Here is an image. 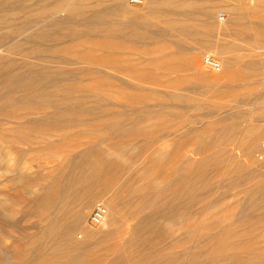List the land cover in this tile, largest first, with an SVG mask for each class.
<instances>
[{
  "label": "rangeland",
  "instance_id": "rangeland-1",
  "mask_svg": "<svg viewBox=\"0 0 264 264\" xmlns=\"http://www.w3.org/2000/svg\"><path fill=\"white\" fill-rule=\"evenodd\" d=\"M18 1L17 5L23 7V10L16 14L19 19L15 24L9 22L5 29L11 31L18 27L21 30L17 33L11 32L7 41L5 39L2 44L7 47V44L11 43L10 40L20 41L24 49H20V54L14 57L6 56L7 59L4 57L0 60V264H30L37 257L39 248L54 250L52 245L56 241H48L46 237V240L38 239L42 231H47L50 227V222L62 203V197H59V200H50L48 195L51 191L52 194L60 192L63 180L71 181L77 166L83 162H89L91 168L99 169L114 161L118 167V172L113 175L115 186L111 195L94 197L86 219L91 230L117 232L125 229L131 220L128 218V222H125L120 218L123 214L126 215L128 210L130 214H137V209L131 204L135 199L137 204H133L141 211L140 213L137 210L139 216L150 217V230H158L153 233L151 231V234L147 232L148 236L146 233L141 234L146 236L145 238L150 237V240L152 238L153 243L149 241L148 244L154 245L155 249L162 248L163 252L174 251L181 256L186 255L185 250L177 247L176 243L182 237V231L174 229V221L166 218L169 215L162 211V201L158 195L162 190L171 187L170 183L175 177L185 172L182 162L184 157L173 153L175 140L183 138L189 144L186 152L194 155L193 160L197 158L193 172L198 173L199 170L195 167L199 158L211 155L220 148L214 146L218 131L210 126L212 117L231 116L240 126L253 123L264 125V15L259 14L264 13V0H199L202 4L213 6V19L222 28L221 34L214 32L213 36L211 35L212 44L209 47L203 44L202 54H198L200 71L207 74L225 73L224 66L222 71L217 72L203 64V57L212 55L224 65V57L213 47L219 42L234 43L235 46L224 55L234 59L236 71L250 70L240 71L243 75L250 73L247 80L235 81L226 75L219 85L211 87L200 83L194 68L183 63L186 56H195L192 52L194 44L200 45L188 36L179 41L178 38H172L174 42L176 40L175 44L178 43L177 46L169 43L144 45L120 37L124 34L122 27L129 20L151 10L148 0H127L126 11L121 6V0H79L80 9L71 15L72 19L68 18L67 13H49L42 18L34 11L43 5L51 6L55 0ZM161 1L166 0H155L158 4H162ZM156 7L157 4L154 8ZM163 8L172 9L165 6ZM191 12L192 10L185 7L176 9L173 14L183 18ZM233 13L236 15L233 16ZM223 14L224 20L221 19ZM231 17L232 21L233 18L240 19L237 20L240 21L239 25L233 22L230 25L231 31L238 25L239 30L236 28L237 30L232 32L238 33L236 36L225 35L228 31L226 27H229L227 22ZM57 20L64 22L57 26L54 24ZM71 20L76 24L74 28ZM200 22L205 34V18L198 21ZM233 25L235 26L232 27ZM41 26L45 30L44 33L48 34L45 38L34 36L42 31ZM151 29L158 33L165 31L162 25H155ZM107 30L119 35L118 38L106 35ZM56 31L66 34L68 40L64 39L65 43H60L59 39L55 38ZM73 31L78 33L74 38L70 35ZM255 34H259L261 38L256 36L257 39ZM5 46L1 47V53ZM166 54L175 57L174 64L155 68L148 63L151 58L163 57ZM147 70L152 71L150 75L158 79L159 84L144 83ZM37 87H41V93ZM218 89H224L234 95L230 98L212 97ZM176 94L182 96L185 102L175 101ZM25 96L31 99H20ZM229 101L232 103L224 105ZM212 102H217L221 105L220 108L214 107ZM161 114L166 117L158 118ZM146 115L151 117V121L140 123L138 116L142 118ZM212 141L213 143H210ZM207 142L209 146L206 150L203 149L202 154L194 153L195 147ZM161 152L164 162L159 165ZM210 166L219 168L210 170L212 183L209 187L199 188L198 197L203 199L194 203L192 208L196 212L192 221L198 222V226L202 219L220 212L233 211L238 200L244 203L243 208L247 205L249 207L250 201L243 189L255 182L248 181L249 179L245 182L244 178V181L235 183V176L224 177L222 172L225 162L220 158H212ZM261 169L264 173V168ZM131 173L141 175V184L146 188L145 191L126 186L124 188L123 184L131 177ZM76 188L77 185H72L70 193L73 194ZM171 191H167V194ZM115 193L123 197L122 199L117 195V198H120L118 203L120 208H125H122V211H127L118 214V217L121 215L117 218V224L120 226L117 228V224H111L112 216L107 217L105 226L103 223L93 224L91 214L96 204L104 203L105 198ZM262 195L263 193H260L258 197L261 199ZM75 203L73 206L77 205ZM124 203L127 205L124 206ZM182 204H186L185 198L177 199L174 206L180 208ZM262 204L264 205V200ZM128 205L134 212H131ZM260 209L253 210V214L263 212L262 208ZM125 215L124 220L127 216ZM176 216L179 217V212H176ZM135 221L131 222L136 224L137 220ZM225 226V222H222L221 227L217 228ZM211 233L210 235H213ZM199 234L195 232L190 235V244L194 243ZM133 236L131 237L130 233L122 237L119 235L109 243L120 245L121 242L125 243V238L132 243L136 238ZM63 237L64 233L58 238ZM94 240H80L83 247L91 244L90 247H82L76 252L72 250V255L80 257L83 256L82 253L92 251L91 249L95 248ZM97 249L100 247L95 248ZM108 254L111 256L107 261L117 257L110 252ZM224 262L208 260L194 264Z\"/></svg>",
  "mask_w": 264,
  "mask_h": 264
},
{
  "label": "bare ground",
  "instance_id": "bare-ground-1",
  "mask_svg": "<svg viewBox=\"0 0 264 264\" xmlns=\"http://www.w3.org/2000/svg\"><path fill=\"white\" fill-rule=\"evenodd\" d=\"M17 1L18 0H0V49L1 47L6 45V44H2V42L5 39L7 41L9 35H11V32L17 33L18 31L21 30L18 27L17 29H13V30L11 29V31L5 29L8 27L7 24H9V22H13L14 24L15 22H17L19 17L16 14L19 13L18 11L23 10L22 6L17 5L19 3V1L18 2ZM127 3H128L127 0H121V4H122L121 6L124 11L127 10L125 7ZM155 4H157L156 8H154ZM162 4L161 3L158 4L157 2H155V0H148V5L149 7H151V10L143 14L137 15L135 18L129 20V22L122 27L124 30V34H122V36L120 35V37L123 38L124 40L134 41L136 43H140L144 45L153 44V43H160V44L169 43L177 46L178 43L175 44L176 40L174 42V39L172 38L175 39L178 38L177 41H179V39L188 36L190 39H193L194 41L200 43V45L197 46L196 44H194V46L192 47V52H194L195 56L191 58H188L186 56L183 63L188 67L194 68L195 72L198 73L199 76L198 80L200 81V83L208 84L207 86L209 87L214 85L217 86L221 83L222 80H224L226 75H229V79L235 81H240V80L243 81L250 78L249 75L250 73L247 72L244 73L243 75L241 74L242 72H240L242 70L246 72L248 69H246V71L245 69H240L239 71L238 70L236 71V69L234 68L236 64L234 59H232L231 57H226L224 55L227 52V50L235 46L234 43L231 42H224V43L219 42L215 46L212 45L221 54V56L224 57L223 59L224 65L222 66H224L225 68V73L207 74L200 71L198 54L199 55L202 54L203 44L209 47L212 44L210 39L211 35L213 36L214 32L215 34L222 33V28L219 27L213 19V16L215 14V10L213 6L211 7L209 5L202 4L199 0H188V1L184 0L182 2L178 0H166L162 2ZM164 6L172 9L165 10V8H163ZM185 7L188 8L189 10H192V12L189 13V15H186V17L184 16L183 18H181L173 14L176 9L185 8ZM258 7L260 8L259 5ZM79 9H80L79 0H55L51 6L43 5L38 10H34V11H37L38 13L36 12V14H38L42 18L47 16L49 13H52L54 15L67 13L68 18L70 19L72 17L71 15H73L75 11ZM34 11H31V13L35 14L33 13ZM24 12L26 11L24 10ZM259 14H261L260 16L264 15V13L263 14L259 13ZM259 14H258V18H259ZM235 15L236 14H234L233 16ZM203 18H205V22H206L205 34L202 31L203 27L201 22L198 23V21L203 20ZM237 20L240 19L233 18V21H232V17L231 19H229V21L227 22L229 23V27H226V31L227 30L228 31L227 33H225V35H229V36L238 35V33L236 32L232 33L234 29L235 30L238 29L237 26L239 25L240 21ZM71 21L74 28L75 22L73 20ZM61 22H64V20H57L54 24L57 25ZM232 22L238 25H236L237 29L234 28L231 31L230 25L232 24ZM262 22L264 23V21ZM155 25L164 26L165 31L162 33L155 32L154 30L151 29ZM71 26L69 28L73 30ZM234 26L235 25H233L232 27ZM257 26H259L258 23ZM257 26H255V28ZM41 30H42L41 32L35 34L34 36L37 35L38 37H42V36L44 38L47 37L48 34L46 35L44 33L45 30L43 29L42 26H41ZM110 31L111 30L109 31L107 30L106 35L114 36L115 38H118L119 35ZM55 34H56L55 38L59 39L60 43H65L64 39L68 40L65 37L66 34H62V32L60 31H56ZM77 34H78L77 32L73 31V33H71L70 35H72L74 38ZM256 36L257 34H255V37ZM259 36L260 35L258 34L257 37L260 39L261 37ZM10 41L11 43L7 44V47L5 46L6 48H4L3 52L2 53L0 52L1 54L0 60L4 57L6 58V56L14 57V55L20 54V51H22L20 49L23 48L21 47L23 43H21L20 41H13V42L12 40ZM174 58L175 57L173 56L170 57V54H166L163 55V57L151 58L152 60H150V62L148 63L154 65L155 68H163L164 66L170 65L171 63L174 64L175 62ZM102 70L106 71L105 69ZM248 71L250 72V70ZM151 72H152L151 70H147V73H145L146 77L144 83L146 85L159 84L157 82L158 79L150 75ZM128 87L130 86L128 85ZM40 89L41 87L38 88V92H40ZM215 91L216 94L212 97L225 96L230 98L234 95L228 91H225L224 89H218ZM40 93L38 94L41 95ZM155 94L160 96V94L157 93ZM26 97L27 96L20 99L24 100ZM27 99H31V98L27 97ZM174 99L175 101L179 100V102L180 101L182 102L184 98L176 94L174 95ZM183 102H185V100ZM231 103L232 102L229 101L224 105H228ZM212 105L217 108H220L221 106L217 102H212ZM224 105H222V107ZM138 117H139L138 121H140V123L142 124H144V122L147 123V121L148 122L151 121L150 120L151 117L148 115L142 118H140V116ZM162 117L164 118L166 116L161 114V117L158 118H162ZM210 126L211 128L218 131V139L217 141L214 142L215 143L214 146L216 147L219 146L220 147L219 150L217 149L218 151H214L211 155H206L199 158L198 160L199 163H197L198 165L195 167L199 170V172L194 173L193 169H194V165H196L197 161L195 162V160L197 158L193 160L192 157L194 155L186 152V149L188 148L189 144L186 143V140H184L183 138H180L179 140H175L176 144L174 145L175 147L173 153L176 155L180 154L184 157L182 158V162H184L185 172L182 175L178 173L179 176L176 174V176L178 177H175L172 183H170L171 187L169 186L167 190L165 189L166 191L162 190V192H160L158 195V198L160 197L159 199L162 201L161 204L162 211L166 212L167 215H169L166 218L172 222L174 221V226H175L174 229L176 228L177 230L182 231L181 232L182 237H180L176 241V243H177V247H181V249L185 250L186 255L181 256L175 253L174 251L163 252L162 248L155 249L153 248L154 245L151 244L149 245L148 242L149 241L151 242L152 238L150 240V237L145 238L146 236L143 237L142 235L146 233L148 236L147 232L150 233L152 231L149 228L151 227L149 225L151 224V222L148 220V218L150 217L145 218L142 214L141 215L143 217L139 216L140 214H138L137 212L138 208H136L137 205L133 204V202H135V199L134 200L131 199L133 200V202L131 201L130 202L132 206L135 207V210L137 209L136 210L137 214H135V212L132 210L133 208L130 209L131 206L129 205L128 208L131 210V212L134 213L130 214V211L128 210L127 207L126 208L129 214L127 213V211L125 212L124 211L125 208L123 206L120 208L121 205H119L120 203H118L120 198L123 199V197H120L118 193H115L113 196H110L109 198L107 199L105 198L103 200L104 204L108 209L107 217L112 216L111 224L114 226L119 222L117 218H119L121 215L118 217V214L119 212H123V211H124L123 213H127L128 215L126 214L127 215L126 216L125 214H123V216L124 215L126 216L125 217L126 219L124 220L123 216L120 219H123V221L125 222H128L129 219L131 221L137 220V223L134 224V222L129 221L130 224L128 223L125 229L118 230L117 232L115 230H114L115 232L113 231L109 232L108 230L105 231L91 230L90 227L88 226L89 224L87 225L86 219L91 210L94 197L104 194L111 195L112 189L115 186V180L113 175L114 173L118 172L116 171L118 167L114 161L105 164L104 166L107 165L105 168H99V169L91 168L89 162L87 163L83 162L79 165V167L77 166L76 168L77 170L74 171L75 173H73L74 176L71 181L63 180V183L61 184L60 187V192L56 194H52L53 192L51 191L49 195L47 194L48 196H50V200H57V199L59 200V197H62V203L60 204V207L56 212L55 217L50 222L51 223L50 227H48L47 231H42V233L38 236V239H43L46 237L48 241L53 240V242L54 241L56 242H54L53 245L51 244L54 248L53 251H49L45 247L41 249L39 248L37 252V257L35 258L34 261L30 262V264H96L103 262H105V264H110L111 262H112L111 264H177L178 261L180 262V264H194L208 260L211 262H217L221 260L222 262L225 261L226 264H264V205L263 204L261 205V202L264 200V173L262 172L261 169L264 168V125L253 123L252 125L240 126L238 122L235 121V119L231 116L230 117L215 116V118L212 117V120L210 121ZM203 143H200L198 147H195V151H194L195 154H202L203 149L206 150V147L209 146L208 142L205 145H203ZM210 143H213V141ZM159 155H160L159 165H162L164 162L162 152ZM212 158H220L225 162V169L224 172H222V175L224 177L229 178V176L231 175L235 176L236 177V179L234 180L235 183H240L241 181H244L243 180L244 178H245V182H248L250 180L251 182L255 180V182L248 185L245 189H243V193L247 198H249L248 199L250 201L249 207L248 205L247 207H245L246 206L245 203L244 206L245 208H243L242 206L244 205V203H242L241 200H238L236 202L237 204L234 207L235 209L233 211L224 212V213L220 212L211 217L210 216L207 217V219L205 220L202 219L201 221L202 226L200 224L199 226H201V228H199V226L197 225L199 223L192 221V218L196 214V212L192 208L194 207L193 206L194 203L203 199V197L202 198L198 197L199 195L197 194V191L199 190V188L205 186L209 187L210 184L212 183L209 177L210 170H216L219 168V167L210 166ZM130 176L131 177L128 178V180L125 181V183L123 184L124 188L126 186V188L132 187L135 190L145 191L144 189L146 188H144V186L141 184L142 183L141 175L131 173ZM247 179L249 180L247 181ZM74 184L77 185V188L72 194L70 193L69 189ZM124 188L122 187V190ZM170 190L172 191L169 192V194H167V191ZM260 193H263L261 199L258 197ZM117 195L120 198H117ZM181 198L186 199V204L184 205L182 204L183 206L181 207L179 206L180 208H176L174 206V203L177 201V199H181ZM122 201L120 202L123 205ZM74 202H76L77 205L73 206ZM127 202L129 201L127 200ZM135 203L137 204V202ZM126 205L127 204L124 203V206ZM122 208H124L123 211ZM260 208H262L263 212L258 213V215H255V213L253 214V210L256 211ZM139 212L141 213V211ZM176 212H179V217L176 216ZM107 217L102 224L103 226L106 225ZM177 220L180 221L178 224H175ZM216 222L219 223L217 224ZM222 222H225L226 224L224 228H220ZM122 224L123 222L121 223V225ZM119 226L120 225L117 224V228ZM217 226L220 227L217 228ZM215 230L217 231L215 232ZM155 231L158 232V230L156 229L151 233ZM195 232H198L200 234L198 235L197 238L195 237L196 238L195 240L193 239L194 243L190 244L189 237L192 233ZM63 233L65 234V237L59 239L58 237ZM127 233H130L131 237L135 235L136 237L134 238V240L136 239L135 242L133 240L131 243V241H129L128 238L127 239L125 238V243L122 244L121 242L120 245H113L109 243L111 240L113 241V239L116 236L120 235V237H122L124 234ZM210 233L213 235H210ZM139 235H141L142 237L140 238ZM89 238L93 240L97 239V241L94 240L95 243L93 245L95 246V248L100 247V249L95 250V248H92L91 249L92 251H89L87 253L84 252L82 253L83 256L81 255L80 257H77L79 255L77 256L72 255L73 254L71 253L72 250H75L73 252H76L77 249L80 250L82 249L83 244L82 242L79 241L80 240L86 241ZM130 240H132V238ZM151 243H153V241ZM89 245L84 247L85 248L90 247ZM196 248L197 250H195ZM109 252L117 256L115 260L107 261V259L111 256L108 254Z\"/></svg>",
  "mask_w": 264,
  "mask_h": 264
},
{
  "label": "built area",
  "instance_id": "built-area-1",
  "mask_svg": "<svg viewBox=\"0 0 264 264\" xmlns=\"http://www.w3.org/2000/svg\"><path fill=\"white\" fill-rule=\"evenodd\" d=\"M221 19H225V15L223 14ZM203 64L214 70L217 72L222 71V63L220 62V60L216 59L214 56L212 55H206L205 57H203ZM108 214V209L106 207V205L103 202H98L91 214V221L93 224L99 225L102 224Z\"/></svg>",
  "mask_w": 264,
  "mask_h": 264
}]
</instances>
